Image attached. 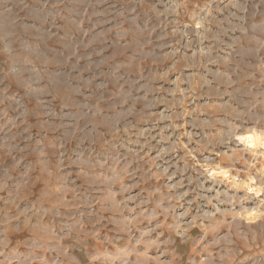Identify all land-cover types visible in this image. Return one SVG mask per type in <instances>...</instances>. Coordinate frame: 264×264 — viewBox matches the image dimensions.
Masks as SVG:
<instances>
[{"label": "rangeland", "instance_id": "1", "mask_svg": "<svg viewBox=\"0 0 264 264\" xmlns=\"http://www.w3.org/2000/svg\"><path fill=\"white\" fill-rule=\"evenodd\" d=\"M250 132L264 0H0V264H264Z\"/></svg>", "mask_w": 264, "mask_h": 264}, {"label": "bare ground", "instance_id": "2", "mask_svg": "<svg viewBox=\"0 0 264 264\" xmlns=\"http://www.w3.org/2000/svg\"><path fill=\"white\" fill-rule=\"evenodd\" d=\"M237 140H238L239 143H241L242 145L246 146L251 151H257L258 149L264 151V136H261V135H258L256 133L250 132V133H245V134L238 135L237 136ZM210 173H211V175H220L222 177V179H226L227 180L229 178V175L227 174V172H221V171L213 170ZM247 189L250 192L254 191L251 186H248V184H247Z\"/></svg>", "mask_w": 264, "mask_h": 264}]
</instances>
